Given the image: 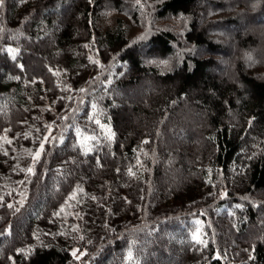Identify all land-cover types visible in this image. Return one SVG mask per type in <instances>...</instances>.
I'll use <instances>...</instances> for the list:
<instances>
[{"label": "trees", "instance_id": "16d2710c", "mask_svg": "<svg viewBox=\"0 0 264 264\" xmlns=\"http://www.w3.org/2000/svg\"><path fill=\"white\" fill-rule=\"evenodd\" d=\"M242 20L264 30V0H4L0 264H264V32Z\"/></svg>", "mask_w": 264, "mask_h": 264}, {"label": "rangeland", "instance_id": "374dc122", "mask_svg": "<svg viewBox=\"0 0 264 264\" xmlns=\"http://www.w3.org/2000/svg\"><path fill=\"white\" fill-rule=\"evenodd\" d=\"M199 5L203 6V5H207V3L206 2H200ZM241 28H242V32H245V33L256 32V33L261 35L264 32V30L262 28H260L259 26L258 27L254 26L253 24H251L245 20H242ZM211 71L220 77H224L225 79L226 78L236 79L238 77L236 70H235V67H233L230 60H226V62H224L222 69L216 70V69L212 68ZM150 87H151V82L147 81L145 86L143 88L139 89L138 91L141 94H146V93H148V90ZM190 115H191V119L186 120V122L184 123L185 128H187L188 130L191 129L192 126H194V124L196 123V121L198 119L202 118V116H203L199 110H197L196 108H193V107L190 111ZM176 135H177V137H181V133L178 130L176 132ZM183 137L179 139V142L181 143V145L182 144L188 145L189 144L188 139L186 137H184V138ZM43 149H44V144L40 146L39 150L37 151V153L35 155V158H38L41 155V153L43 152ZM174 179H176V177L173 174H171L168 181L172 182V181H174ZM73 254L76 256H81V253L79 252V250L77 248H75L73 250Z\"/></svg>", "mask_w": 264, "mask_h": 264}, {"label": "snow or ice", "instance_id": "6c2138e0", "mask_svg": "<svg viewBox=\"0 0 264 264\" xmlns=\"http://www.w3.org/2000/svg\"><path fill=\"white\" fill-rule=\"evenodd\" d=\"M3 2H4V0H0V6L3 5ZM29 171H31V169H29Z\"/></svg>", "mask_w": 264, "mask_h": 264}]
</instances>
